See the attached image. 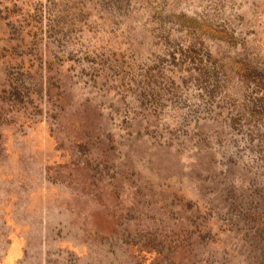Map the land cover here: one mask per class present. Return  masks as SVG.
<instances>
[{
    "label": "rangeland",
    "instance_id": "rangeland-1",
    "mask_svg": "<svg viewBox=\"0 0 264 264\" xmlns=\"http://www.w3.org/2000/svg\"><path fill=\"white\" fill-rule=\"evenodd\" d=\"M0 264H264V0H0Z\"/></svg>",
    "mask_w": 264,
    "mask_h": 264
}]
</instances>
